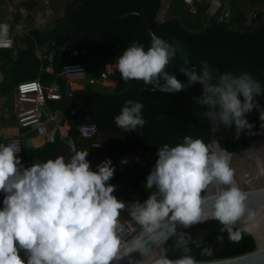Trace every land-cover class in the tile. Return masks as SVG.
Instances as JSON below:
<instances>
[{
	"label": "clouds",
	"instance_id": "obj_1",
	"mask_svg": "<svg viewBox=\"0 0 264 264\" xmlns=\"http://www.w3.org/2000/svg\"><path fill=\"white\" fill-rule=\"evenodd\" d=\"M10 27L7 22L0 23L2 49L11 45ZM178 53L186 65L187 56L179 41L169 43L153 34L147 51L136 42L125 48L115 58L110 74L119 72L125 83L143 81L152 85L150 90L169 94L200 84L202 93L193 100L207 108L205 115L218 126H234V138L245 131L255 134L247 119L254 109L264 128V106L257 100L264 96V86L257 79L247 72L217 76L205 62L199 72L181 66L179 71L186 77L182 82L166 70ZM142 110L141 102L125 101L114 117L116 126L124 132L142 128L146 123ZM68 143L71 155L67 160L57 156L28 167L22 164L15 142L0 144V264H119L134 251L144 255L145 238L159 251L141 264H202L190 254V237L177 233V226L187 229L208 219L222 226L220 232L227 233L229 241L241 238L237 224L247 211V193L236 183L229 157L211 151L201 139L186 135L183 143L158 148L144 183L145 189L153 191L131 204L113 195L116 187L109 183L115 171L111 159L92 170L95 163L86 159L88 152L77 150L72 141ZM210 188L219 190L210 192ZM209 201L211 212L205 214L204 205ZM125 211L139 227L131 240H126L130 234L122 238L124 223L134 233L131 222L119 220ZM171 235L177 237L174 246L184 253L177 259H170L167 250L160 247L163 238ZM212 253L211 247L201 250V255Z\"/></svg>",
	"mask_w": 264,
	"mask_h": 264
},
{
	"label": "trees",
	"instance_id": "obj_2",
	"mask_svg": "<svg viewBox=\"0 0 264 264\" xmlns=\"http://www.w3.org/2000/svg\"><path fill=\"white\" fill-rule=\"evenodd\" d=\"M63 2L61 15L54 18L50 25L45 28L31 26L22 35L23 46H18L14 40L10 48L0 50V71L3 75L0 90L9 92L14 89L22 79L20 74H24V78L38 79L44 86L56 83L61 97L47 100L46 108L53 114L59 112L60 124L67 123L69 126L66 136L56 134L53 141L40 147L30 148L20 142L18 155L24 167L57 156H64L67 160L71 155L69 141L77 150L87 151L86 159L90 161L92 140L82 138L79 127L93 123L97 132L109 134L108 147L115 152L111 160L114 176L109 181L116 187L113 194L130 201H142L153 191L145 189L144 183L157 159L158 148L164 144L174 147L183 143L186 135L201 139L205 144L209 142L211 130L205 115L206 107L193 100L202 93L200 84L169 94L152 91V85H145L143 81L125 83L119 72L110 74L111 78L117 74L114 86H104L98 81L104 65L115 64V58L133 42L142 45L145 51L150 47L152 37L145 26L142 10L156 36L169 43L179 41L183 53H186V65L178 53L166 69L180 81L186 80L179 71L181 66L199 72L201 64L206 62L217 76L225 72L233 75L247 72L264 86V0H168L165 16L160 20L156 17L160 0ZM215 3L218 5L215 6ZM20 4L31 8L35 0H21ZM17 13L15 21L21 18L19 11ZM9 21L1 20L0 23ZM66 43L70 45L67 50L63 49ZM73 48L78 49L76 56L71 55ZM37 50L45 54L52 52V71L46 70L48 60L46 57L39 59ZM67 63H82L87 75L96 81L85 82L82 89L67 92V81L58 75ZM127 100L143 104L141 115L146 123L136 131L124 132L114 122V117ZM257 100L264 106V96ZM258 115L254 109L247 116L249 123L254 125L252 132L255 134L245 131L238 139L234 138V126L226 128L223 124L219 125L226 149L239 151L264 133ZM136 146H140L146 159L120 167L118 157L131 153ZM2 200L3 194H0V207ZM125 220H130L134 233L139 232V227L130 218ZM221 227L216 220H207L180 232L190 237L188 247L196 259H212L253 249V238L247 232L240 231L238 242H231L227 233L220 232ZM221 235L224 236L222 240L218 239ZM176 238L171 235L163 245L168 257L180 258L184 254L174 246ZM204 247H211L212 255H201Z\"/></svg>",
	"mask_w": 264,
	"mask_h": 264
},
{
	"label": "water",
	"instance_id": "obj_3",
	"mask_svg": "<svg viewBox=\"0 0 264 264\" xmlns=\"http://www.w3.org/2000/svg\"><path fill=\"white\" fill-rule=\"evenodd\" d=\"M141 15L147 31L152 37L154 33L146 21L143 10L141 11ZM69 47V43H66L63 49L67 50ZM114 77H117V74H114ZM66 89L68 92L70 91L68 83ZM208 121L211 130L210 140L207 143L208 147L213 152H218L229 157L230 167L234 170L235 181L247 193V211L241 221L238 222L237 227L240 231L247 232L253 238L254 247L249 251L238 254L196 260L202 262V264H264V133L253 142H250L245 148L234 152L226 149L222 140L220 127L217 123L209 118ZM218 190L216 188L209 189L210 192ZM204 212L205 214H210V201L204 205ZM123 228L126 230V233H122L123 239L127 234H130L126 240H131L139 233H130L131 231H129L127 223L123 224ZM182 230H184L183 227L177 226V233ZM165 231H167V226L165 227ZM163 239L164 242L160 247H163L167 238ZM158 251L157 245L145 238L144 255H141L140 251H134L121 260L119 264H141L144 259L151 258ZM169 258L177 259V257Z\"/></svg>",
	"mask_w": 264,
	"mask_h": 264
},
{
	"label": "built area",
	"instance_id": "obj_4",
	"mask_svg": "<svg viewBox=\"0 0 264 264\" xmlns=\"http://www.w3.org/2000/svg\"><path fill=\"white\" fill-rule=\"evenodd\" d=\"M11 16H9V19ZM11 20V19H10ZM15 28H20L18 24L14 25ZM11 39V45H14V40ZM78 54V49L73 48L71 50V55L76 56ZM37 57L39 59L47 58L49 66L46 69L51 70L52 62V52L48 54L43 53L41 50H37ZM111 64L106 63L104 69L99 73V80L102 85L112 86L115 84V80L109 78L111 70ZM85 66L82 63H67L63 65L62 70L59 72V77L63 78L69 83L77 86H83L84 81L93 83L96 81L95 78H88L85 75ZM16 94V113L15 120L16 124L20 129L31 130L35 133L36 136L45 140L53 141L59 129V119L55 114H51L46 108V101L49 99H59L61 94L55 86L54 83H51L48 86H44L38 79H27L20 81L15 87ZM79 133L82 138L95 140L92 141L91 147L98 148L100 143L97 142V127L93 123L84 124L79 127ZM15 142L20 149V141L15 137H9L4 140L3 145L8 143ZM127 160V163L130 162L128 155H123L119 157V164L123 160ZM91 168H92V163Z\"/></svg>",
	"mask_w": 264,
	"mask_h": 264
},
{
	"label": "crops",
	"instance_id": "obj_5",
	"mask_svg": "<svg viewBox=\"0 0 264 264\" xmlns=\"http://www.w3.org/2000/svg\"><path fill=\"white\" fill-rule=\"evenodd\" d=\"M4 2H6V10L8 11V14H5V15L0 14V21L1 20L9 21L10 19H12L11 21L8 22L9 24H10V22L12 23L11 30H10V37L12 38V40L16 41V44L18 46H23L24 42L21 40L23 38L22 35L24 33H26L31 28V26L38 27L36 25H29V24H32L33 19H31V15H29V13H28V11H30L31 9L34 8V6L37 4L38 1L35 0V4L33 6H31V8H26L25 6H23L24 7L23 8V7L19 6L18 4H16L17 8H15L14 6H12V2H14V0H0V4H2ZM12 7H14V8H12ZM17 11H19V13L21 14V18L19 21L14 20L15 15L18 14ZM157 14H158V11H157ZM9 16H11L10 19H9ZM156 17H157V15H156ZM15 24H18L20 26V28H17V27L15 28V26H14ZM0 50H2V48H0ZM47 66H49V62H48ZM47 66H46V68H47ZM111 66H112L111 70H114L115 64L113 63V64H111ZM46 70L52 71V69L51 70L46 69ZM20 75H21L22 79L19 80L18 83L20 81L28 79V78H24L25 77L24 74H20ZM85 75H86L87 79L93 78V77H89L87 75V72L85 73ZM2 79H3V75L1 74V71H0V83L2 82ZM85 82H87V81H84V85H85ZM54 84L57 85L56 83H54ZM84 85L83 86H77V85H73L72 83H69V89L70 90L82 89L84 87ZM112 86H114V84ZM57 88H58V85H57ZM15 103H16L15 87H14V89H12L9 92H4L3 90H0V144H3L4 140L9 138V137H15V138L19 139L20 142H24L30 148L40 147L45 142H48V141H45V140L39 138L38 136H36L33 131L20 129L17 126L16 120H15V113H16ZM51 114H53V113H51ZM54 114L58 117L59 122H60L61 120H60L59 112H56ZM68 128H69V126L67 125V123L60 124L58 132H56V134H59V136H62V137L66 136ZM55 137H56V135H55ZM108 137H109V134H106L103 132H98L97 142L100 143V147H102L103 150L108 149V151H110L111 154H113V153L115 154L113 148L108 147ZM92 141H95V140H92ZM93 150H96V148L91 147V152ZM125 155L129 156V158H130L129 163H133V164L139 160L146 159V157H144L145 155L142 154V150L140 149V146H136L135 150H133L131 153H127ZM153 164H155V161ZM95 166L92 168V170L95 168ZM119 166L122 167L123 165H119ZM114 196H116V195H114ZM122 201L124 202V201H126V199H122ZM132 202H134V201H130V199H129L128 203H132ZM121 218L122 217L120 216L119 220ZM128 218H130V217L128 216ZM128 221L130 222V220H128Z\"/></svg>",
	"mask_w": 264,
	"mask_h": 264
},
{
	"label": "rangeland",
	"instance_id": "obj_6",
	"mask_svg": "<svg viewBox=\"0 0 264 264\" xmlns=\"http://www.w3.org/2000/svg\"><path fill=\"white\" fill-rule=\"evenodd\" d=\"M37 4L34 6L33 9L28 11L29 15H31L32 24L29 25H36L41 28H45L48 24L50 25L54 18L58 17L62 13V7L64 5L63 0H37ZM160 8L158 10L157 19L160 20L165 16L166 13V7L168 0H160ZM190 1V0H187ZM218 0H212V2H217ZM23 7L20 4V0H14L12 2V6L17 8V5ZM218 3H215V6H217ZM12 7V8H14ZM24 8V7H23ZM0 14L5 15L8 14V11L6 10V2L0 4ZM250 15V14H249ZM23 41V39H21ZM102 147L96 148V150H93L91 152V162L95 163V165L99 164L100 162L104 161L105 159H113L114 153L111 154L108 149L103 150ZM146 157V156H144ZM114 195V194H113ZM118 200L122 201L121 197H116ZM129 199H126L124 201L126 204L128 203ZM123 220L128 219L127 212H122L121 215ZM120 218V217H119ZM128 221V220H127Z\"/></svg>",
	"mask_w": 264,
	"mask_h": 264
}]
</instances>
